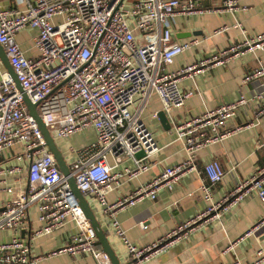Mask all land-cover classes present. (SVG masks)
I'll return each mask as SVG.
<instances>
[{"label": "built area", "instance_id": "built-area-1", "mask_svg": "<svg viewBox=\"0 0 264 264\" xmlns=\"http://www.w3.org/2000/svg\"><path fill=\"white\" fill-rule=\"evenodd\" d=\"M18 2L22 8H0V44L23 88L22 93L4 70L0 81V187L5 188L10 198L2 201L0 207V233L11 231L13 236L9 241L0 242V264H37L38 258L32 256L29 241L52 235L71 223L75 231L69 241L50 256L91 255L96 264H113L101 248L82 207L71 194L42 131L30 114L24 94L37 105L55 141L69 139L83 131H94L93 143L79 150L70 148L76 158L70 160L68 166L80 191L111 222L128 252L130 264H145L186 237L194 226L221 220L254 193L264 202V168L221 200H214L213 187L225 176L221 163L215 160L203 169L209 182L202 187L207 202L205 210L159 242L139 248L127 239L117 221L121 211L146 198L155 200L161 188L171 187L194 169L201 150L233 133L226 128L230 120L251 101L264 103V90L252 98L241 94L215 110L175 124L177 140L184 144L188 159L166 167L158 178L132 194L114 203L108 201L109 193L146 173L149 170L147 160L159 152L152 131L140 117V110L149 98L158 95L166 113L182 107L193 95L192 91L184 92L180 88L182 78L225 64L244 51H264V33L197 64L167 72L166 67L176 57L198 44L197 41L180 43L173 37L177 16L200 11L196 0ZM227 6L235 8L232 0H228ZM26 28L38 31L35 38L38 57H27L16 42L17 34ZM256 80H261L264 86V64L247 75L244 83ZM263 114L264 106L258 115ZM16 148L21 150L18 160L30 163L25 190L7 184L4 179L20 174L21 167L1 166L4 155ZM140 152H144L145 157L137 158ZM128 160L133 166L118 170ZM35 206L41 226L26 241L20 231ZM263 226L264 219L248 235L259 233ZM252 264H264V251L258 252Z\"/></svg>", "mask_w": 264, "mask_h": 264}, {"label": "crops", "instance_id": "crops-1", "mask_svg": "<svg viewBox=\"0 0 264 264\" xmlns=\"http://www.w3.org/2000/svg\"><path fill=\"white\" fill-rule=\"evenodd\" d=\"M232 1L235 8L230 9L227 6L228 0H196L199 12L176 17L173 26L174 40L180 43L197 41L198 44L176 57L174 62L166 67L167 72H177L185 66L197 64L226 52L246 39L264 33V0ZM22 7L18 0H0L2 9ZM37 35V30L26 28L16 36V42L27 57L39 56L35 46ZM260 64H264V51H244L232 56L225 64L212 66L198 74L182 78L180 88L184 92L192 91L193 95L182 107L167 113L171 123L169 130L164 128L158 116L164 111L163 104L159 96L153 94L147 105L141 108L140 117L152 131L159 152L147 160L149 170L146 173L109 193V203H114L152 182L166 167L179 165L188 159L184 144L177 140L175 124L215 110L236 100L241 94L252 98L263 91L261 80L244 83L245 77ZM4 70L1 63L0 81ZM263 106L264 103L251 101L236 118L227 123V131L233 133L219 143L208 145L197 154L194 169L186 172L171 187L161 188L155 200L146 198L118 214L117 221L131 243L139 248L151 246L205 210L207 202L202 187L209 182L203 169L212 161H219L225 172L223 181L213 187V198L216 201L227 196L239 184L264 168V114L258 115ZM155 114L157 117H154ZM92 132V139L80 147H77L80 138L76 135L69 139L56 140L68 165L70 160L76 158V153H72L70 148L79 150L93 143L95 133L93 130ZM20 152V148L7 152L1 166L21 167L20 174L6 176L4 179L7 184L25 190L28 187L30 163L27 160H18ZM109 162L112 164V160ZM132 166V161L128 160L118 170ZM4 189L3 186L0 187V207L2 201L10 198ZM86 198L106 232L116 256L122 264H130L128 252L111 222L102 215L100 208L89 197ZM263 219L264 202L254 193L232 208L221 220L194 226L186 237L145 264H252L258 252L264 251V239L258 234L248 235V232ZM40 226L39 212L35 206L31 208L30 218L20 231L22 239L29 241L31 234ZM74 231L75 225L71 223L52 235L29 241L32 256L38 258L37 264H96L91 255H49L64 247ZM12 236L11 231L1 232L0 242L9 241ZM231 246L232 248L227 250Z\"/></svg>", "mask_w": 264, "mask_h": 264}, {"label": "water", "instance_id": "water-1", "mask_svg": "<svg viewBox=\"0 0 264 264\" xmlns=\"http://www.w3.org/2000/svg\"><path fill=\"white\" fill-rule=\"evenodd\" d=\"M0 61L3 64L7 73L15 81L20 92L23 93L22 85L19 82V80L17 79V76H16L12 66L9 63L7 55H6L4 48L1 44H0ZM24 99H25V102L29 108L31 116L36 120L40 130L42 131V134L45 138L46 146L48 147L49 151L54 155L63 176L66 178L67 183L70 186L71 194L75 197V199L78 201V203L82 207V210H83L87 220L89 221L92 228L94 229L101 248L103 249V251L105 253H107L109 255L113 264H122L120 262V260L118 259V257L116 256V253L110 244V241L107 237V234L104 231V229L102 228L100 222L98 221L96 214H95L94 210L92 209L89 201L87 200L86 196L80 191V189H79V187L75 181V178L71 175V171H70L69 166H68V164L64 158L62 151L59 149L55 139L51 135L49 129L46 127L44 121L42 120V118L40 117V115L38 113L37 105L33 104L25 94H24ZM158 116H159L164 128L166 130H169L171 128V123H170V120H169L167 113L164 111H161L158 114ZM143 157H145L144 152H140L139 154H137V158H143ZM257 234L261 235L262 240L264 239V226H263L262 230Z\"/></svg>", "mask_w": 264, "mask_h": 264}, {"label": "rangeland", "instance_id": "rangeland-1", "mask_svg": "<svg viewBox=\"0 0 264 264\" xmlns=\"http://www.w3.org/2000/svg\"><path fill=\"white\" fill-rule=\"evenodd\" d=\"M93 136L94 135H93L92 130L83 131L81 133L76 134V137L80 138V141H79V144H78L79 146H77V147H80L83 143H86V142L90 141Z\"/></svg>", "mask_w": 264, "mask_h": 264}]
</instances>
